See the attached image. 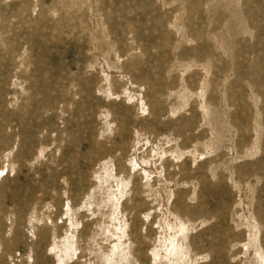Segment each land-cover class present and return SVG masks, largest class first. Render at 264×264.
<instances>
[{
    "label": "rangeland",
    "instance_id": "1",
    "mask_svg": "<svg viewBox=\"0 0 264 264\" xmlns=\"http://www.w3.org/2000/svg\"><path fill=\"white\" fill-rule=\"evenodd\" d=\"M0 264H264V0H0Z\"/></svg>",
    "mask_w": 264,
    "mask_h": 264
}]
</instances>
